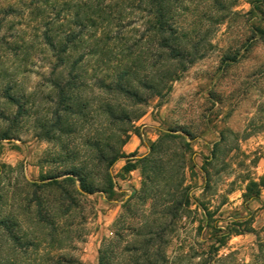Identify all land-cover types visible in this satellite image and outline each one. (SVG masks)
Here are the masks:
<instances>
[{"label":"rangeland","instance_id":"374dc122","mask_svg":"<svg viewBox=\"0 0 264 264\" xmlns=\"http://www.w3.org/2000/svg\"><path fill=\"white\" fill-rule=\"evenodd\" d=\"M65 1L70 0H0V110L15 111L1 98L7 82L12 92L24 96L28 110L14 126L12 138L0 142V219L13 216L21 222V231L16 232L20 242L0 230V263L98 264V252L109 241L116 264H134L135 257H142L137 246L147 238L144 226L155 216L149 214L151 201L132 206L126 215L125 201L140 188L142 178L138 171L122 173L125 158L109 169L115 185L112 198L101 192L75 196L76 204L65 211L68 202L50 195L46 201L52 226L38 220L33 204L27 209L29 184L62 169L48 164L60 151L36 138V121L53 107L48 80L54 59L41 35L46 23L67 25L63 14L55 18L52 10L54 3ZM221 1L227 7L221 22L199 19L212 0H194L190 5L189 14L195 12L187 15L186 23L200 24L206 32L198 59L166 84L161 96L139 108L142 117L156 123L149 134L141 135L138 120L131 123L130 132L140 133L143 148L148 150L149 143L161 139L163 149L157 157L165 162L166 176L189 198L190 214L180 221L166 219L163 238L154 242L166 259L160 264H264V37L254 31L264 28V15L247 16L248 0ZM140 23L138 14L129 16L121 31H132ZM131 37L137 40L138 34ZM87 90L91 95V87ZM93 92L75 140L81 158L92 153L84 143L100 132L116 134L111 142L119 147L128 128L101 115L100 103L112 99ZM8 127L0 120V130ZM245 193L258 195L245 203ZM202 208L211 215L210 225L253 232L232 235L214 257L208 249L214 240Z\"/></svg>","mask_w":264,"mask_h":264},{"label":"trees","instance_id":"16d2710c","mask_svg":"<svg viewBox=\"0 0 264 264\" xmlns=\"http://www.w3.org/2000/svg\"><path fill=\"white\" fill-rule=\"evenodd\" d=\"M194 0H70L54 3V17L63 14L64 22L57 27L45 24L41 35L43 44L49 50L54 64L51 68L50 83L53 92L52 109L48 115L36 121L40 141L57 146L60 153L53 154L48 164H57L62 168L53 174L44 175L39 183L29 184L32 188L30 200L27 198V209L34 205L38 220L49 226L54 224L46 198L58 197L68 204L65 211L76 204L75 196H86L101 192L112 198L115 185L109 169L119 159L125 158L122 173L138 171L142 178L140 188L133 190L125 201V213L132 206L142 207L151 201L149 214L155 220L144 227L148 230L147 238L138 244L142 257L137 256L134 264L165 263V256L158 253L160 241L165 232V220L180 221L190 214L189 198L178 183L172 185L166 176L165 162L157 156L162 153L161 139L148 144V152L140 158L125 155L123 147L129 138L131 123L143 115L142 108L150 98L161 96L166 84L178 79L179 74L198 59V49L203 48L206 32L202 25L191 27L185 18L189 14ZM210 9H205L200 21L221 22L227 7L221 0H212ZM250 6L247 16L261 19L264 15V0H248ZM10 12H13L10 9ZM194 11L190 12V16ZM139 15L141 23L132 31H121L123 21L129 16ZM53 17V18H54ZM185 21V22H183ZM201 21V22H202ZM65 24V23H64ZM126 26V25H125ZM67 27V29H64ZM260 37H264V28L254 27ZM131 33V34H130ZM138 34L137 40L132 34ZM128 34H130L128 36ZM79 49H84L78 52ZM135 49H142L137 52ZM88 87L98 95L111 97L112 101H103L99 109L101 115L109 122L127 124L123 131L125 137L119 141L120 146L111 142L116 134L100 132L84 144L92 153L81 158L80 148L75 144L79 126L86 121L92 101ZM13 86L8 82L2 87L1 98L5 104L15 109L13 114L0 110V120L9 127L0 130V142L10 140L12 130L18 120L27 115V101L23 95L12 92ZM140 136L136 131L133 133ZM119 140V139H118ZM47 163V162H45ZM169 165V163H168ZM264 186V185H262ZM171 187L173 190H170ZM163 188L164 192H160ZM255 195L243 194L244 202L256 198ZM135 202L132 204L131 201ZM161 205L160 209L156 206ZM62 208V207H61ZM205 225L211 233L214 244L209 246L213 256L225 246L232 235L253 232L246 229L242 232L210 225L211 215L202 208ZM147 222V221H146ZM21 222L13 217L0 219V230L14 242H20ZM114 246L107 242L98 252V264H116ZM1 264V263H0ZM4 264H12L4 263Z\"/></svg>","mask_w":264,"mask_h":264},{"label":"crops","instance_id":"0c3cea01","mask_svg":"<svg viewBox=\"0 0 264 264\" xmlns=\"http://www.w3.org/2000/svg\"><path fill=\"white\" fill-rule=\"evenodd\" d=\"M154 124L156 123L153 121H150L147 115H145L144 117H141L136 122V126L140 128V131L142 133L141 135L149 134L150 128H152V125ZM129 147L131 148L130 150H128ZM123 151L126 156L134 154L135 156L131 159H135V158H140V157L145 156L148 150L146 148H143L142 142L140 141L139 136L132 133V135L128 138V141L126 142V144L123 146Z\"/></svg>","mask_w":264,"mask_h":264}]
</instances>
